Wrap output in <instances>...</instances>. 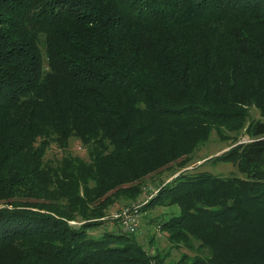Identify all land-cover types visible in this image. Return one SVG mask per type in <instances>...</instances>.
Returning <instances> with one entry per match:
<instances>
[{"label": "trees", "instance_id": "trees-1", "mask_svg": "<svg viewBox=\"0 0 264 264\" xmlns=\"http://www.w3.org/2000/svg\"><path fill=\"white\" fill-rule=\"evenodd\" d=\"M242 128L208 158L236 174L183 168L135 205H177L165 249L100 225ZM0 264H264V0H0Z\"/></svg>", "mask_w": 264, "mask_h": 264}, {"label": "rangeland", "instance_id": "rangeland-1", "mask_svg": "<svg viewBox=\"0 0 264 264\" xmlns=\"http://www.w3.org/2000/svg\"><path fill=\"white\" fill-rule=\"evenodd\" d=\"M247 110V119L258 116V109L255 106L251 105ZM224 133H229L230 135L234 134L236 138L233 136L221 137L212 129L210 131L209 137L194 149V151L191 153V158L189 159V161L184 162L183 165L179 166L178 164H176V162H173L170 163L171 165L169 164V167H157L150 172L141 175L138 179H136L137 184L140 188V192L137 194L135 199L133 201H128L127 199H117L116 201H114L113 204L110 205L106 210V216L108 218H110L109 216H111L112 221H105L100 225L110 230L115 228H123L121 226V223L119 224L118 220L113 221L112 213L121 211L123 208L128 207L127 205L131 206L130 209L124 210L127 213H131L132 209L136 210L137 207H135V205H142L150 196H152L157 191L159 186L175 176V174H177L183 168H194L195 170L204 169L208 170L211 173L222 175L236 174L238 171L236 170L233 163L228 161H211L208 159L210 156L218 154L221 151L227 149L233 143L247 139L248 136L243 132V128L236 132H229L226 130L224 131ZM233 138L235 140H233ZM69 142L72 146L71 148L68 143L67 148H69L68 150L70 152L86 158V150L82 144H80L73 137L69 138ZM61 154L62 152L60 149H58L54 145H51L46 149L44 158L53 160L55 158H59ZM175 161H177V159ZM127 184L128 183L125 182L122 185L124 186ZM177 211L178 207L174 203L158 204L149 207L144 211L140 210V213L136 210L135 213L138 224L133 234L136 236L137 240L149 251H152L154 247H157L161 250L165 249L168 245V241L165 238V232L159 229L158 223L161 220L169 217V215L176 213ZM96 231H100V229H97ZM180 249L190 252V250L185 247H181ZM191 249L194 250L193 248ZM177 255L178 249L170 248L166 259H174L177 257Z\"/></svg>", "mask_w": 264, "mask_h": 264}, {"label": "built area", "instance_id": "built-area-1", "mask_svg": "<svg viewBox=\"0 0 264 264\" xmlns=\"http://www.w3.org/2000/svg\"><path fill=\"white\" fill-rule=\"evenodd\" d=\"M130 209L129 207L123 208L119 212L112 213V217L117 218L125 229L134 230L137 225L136 210L132 209L131 213L124 210Z\"/></svg>", "mask_w": 264, "mask_h": 264}]
</instances>
